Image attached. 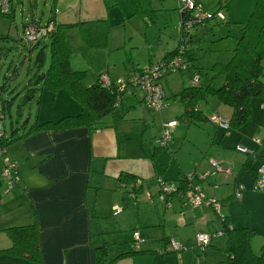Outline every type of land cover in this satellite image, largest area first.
<instances>
[{"label": "crops", "instance_id": "0c3cea01", "mask_svg": "<svg viewBox=\"0 0 264 264\" xmlns=\"http://www.w3.org/2000/svg\"><path fill=\"white\" fill-rule=\"evenodd\" d=\"M55 2L52 1L53 9ZM107 2L75 0L73 3L65 0L64 10L56 7L58 13L55 15L50 9L43 21L42 15H37L36 0H29L28 15L23 17L21 24L22 33L26 22L42 24L51 16L63 25L107 20ZM13 4L14 1L10 0L8 11H13L12 18ZM14 32L17 34V27ZM9 37L15 39L10 33L6 38ZM134 70L135 67L132 72ZM55 95H59L61 101L45 120L79 112V104L64 91ZM123 116L119 115L118 119L107 117L106 120H112V123L97 129L40 130L13 141L0 154V160L3 159V166L0 162V187L9 188L6 193L11 192L10 196L3 197L0 206V249L11 244L5 228L34 222L40 255V263H37L0 253V264H96L95 247L106 245V259L109 261L119 254L133 251L134 241L141 252L120 256L112 264H207V254L200 259V254L193 249L180 254L167 251L168 241L174 239L184 243L194 239L198 232L207 231L212 233L211 246L213 238L224 237L219 220L223 217L228 219L231 227L252 228L256 233L254 242L260 246L264 244V188L253 189L257 175L250 169L256 170L264 165V153L253 148L257 156L250 168L243 169L247 153L243 159L236 157L234 160L229 154L207 147L202 154L203 160L191 164L180 157L183 150L177 147L180 142L171 140L168 149L172 153L171 159L176 162L165 163L159 154L163 146H156L155 141L145 134L146 120ZM129 121H138L139 125L134 124L135 128L131 130ZM168 122H175L171 131L176 130L178 122L185 123L177 119ZM164 129L162 125L158 131L160 140ZM177 148L182 149L177 151ZM5 160L15 164L16 177L12 186L3 175ZM212 160L220 168L215 173ZM254 160L260 161L258 166H253ZM192 173L205 175L200 180L194 175L192 182L200 185L206 198L219 202V212L206 204L192 206L186 200L187 192L168 195L165 201L160 196L155 197L154 183L160 192L157 178L178 183ZM246 173L253 179H248ZM121 174L135 176L137 186L141 184V188L134 194L129 192L130 184L120 181ZM122 182L124 186L120 187ZM233 203L234 219L227 208V204ZM116 207L121 210L116 212ZM239 209L242 213L235 215ZM213 222L218 223L219 229ZM222 248L218 249L222 252ZM223 257L222 252L221 261Z\"/></svg>", "mask_w": 264, "mask_h": 264}, {"label": "rangeland", "instance_id": "374dc122", "mask_svg": "<svg viewBox=\"0 0 264 264\" xmlns=\"http://www.w3.org/2000/svg\"><path fill=\"white\" fill-rule=\"evenodd\" d=\"M13 1V20L5 17L0 18V47L2 48L0 51V84L5 80L3 78L5 74L12 77L5 80L11 87H15L13 91L15 93L9 110H6L4 125L7 133H10V129L13 127L14 129L17 128L16 133L19 135L37 120L46 119L47 115L54 111L61 100L58 97L59 95L56 96L43 87L37 89L32 98L25 95L26 92L23 86L28 81L27 67L33 65L32 61L35 54L42 48L45 55L43 69H47L50 62L51 39L42 37L37 47L33 49V52H30L29 60L25 59V55L29 53V43L24 39L21 40L20 37H22L21 24L23 17L27 16L29 12V0ZM52 1L36 0L37 15L41 14L43 21L52 8ZM71 1L74 3L75 0ZM149 1L155 11V21L153 23H147L143 16L135 13L131 0H108L106 9L109 13L107 17L109 31L105 46L87 45L78 26L65 30L69 43L76 49L70 57V66L72 69L84 71L82 77L84 85L91 84L103 75L112 80L127 78L134 67H143L149 62L157 63L179 44L180 20L178 8L180 0ZM193 1L203 11L220 9L223 17L217 18V21L212 18L204 25L192 27L190 32L186 34L187 53L184 55V59L188 61L189 67L182 71L175 70L167 77L160 79L164 94L168 98L164 105L158 110L150 111L144 107L141 101L144 91L138 89L133 94L129 90L123 94L122 101L117 105L113 114L108 116L110 119L113 117L118 119L119 115L124 114L123 117L131 120L132 118L145 119L148 124L145 134L155 141L156 146H159L161 142L159 139L161 133L158 132L161 126L169 120L176 119L183 111L182 103L177 99L173 100L172 95L181 90L182 87L191 85L192 78L196 75L199 77V84L202 87L208 84L217 87L222 83L223 77L221 75L214 76V72L210 70V67L216 62L226 63L231 58L236 38L241 33V24L247 21L256 2V0ZM64 3L65 0H56L55 8L64 10L66 7ZM15 27L18 28L17 34L14 32ZM8 33L15 39L6 38ZM14 72L15 75L13 76ZM262 79H264V76H262ZM3 96L8 99L5 92ZM262 104H264V98H252L248 119L241 126L231 128L229 131L218 125L214 126L209 119L203 121L200 125L178 122L176 130L172 129L167 145L160 148L159 154L163 156L165 163L172 160V153L169 152L168 147L170 142L174 140L180 142L177 147L183 148L179 154L180 157L191 164L203 160L202 154L206 152L207 147L229 154L234 157V160L236 157L243 159L246 156L245 152L237 150L236 146L238 145L251 151L253 148H257L259 153H264V143L256 141L257 138L264 140V108H262ZM200 107L208 117L215 113L219 117L227 119L231 113L229 105L220 103L211 94L206 95V100L200 103ZM24 122L26 127L23 126ZM129 122H131V130L135 128L134 124L139 125V123H136L138 121ZM139 131L141 133L142 128ZM241 140L242 142L239 143ZM182 148L176 150L179 151ZM172 161L174 162L175 159ZM0 162L3 166L2 158ZM259 162L254 160L253 166H258ZM245 175L248 179H253L250 174L246 173ZM153 188L156 192L155 197L159 198L157 184L154 183ZM8 189L0 187V206L3 197L6 198L11 195V192L6 193ZM3 190L4 192H2ZM227 208L234 219V203L233 205L227 204ZM240 213H242V209H239L235 215ZM213 225L219 229L218 223L213 222ZM254 238L256 237L252 238L251 247L254 253H258L260 244L257 245ZM184 243L187 249L182 252L193 249L200 254V259H203L204 254H207V264H224L221 261L222 252L218 249L219 247H225L224 237L213 238L211 246L207 245L203 249L194 239L187 240Z\"/></svg>", "mask_w": 264, "mask_h": 264}, {"label": "trees", "instance_id": "16d2710c", "mask_svg": "<svg viewBox=\"0 0 264 264\" xmlns=\"http://www.w3.org/2000/svg\"><path fill=\"white\" fill-rule=\"evenodd\" d=\"M135 13L143 16L147 23L155 21V11L152 9L149 0H131ZM10 3V0H9ZM197 4V3H196ZM53 7L51 10H53ZM179 28L180 42L172 51L164 55L158 62L177 54L180 48H184V55L187 53L185 36L189 32L186 31L185 21L192 16V11L180 10L179 6ZM220 10L208 11L211 18L200 23L193 24L192 27L204 25L205 22L212 18L216 19L215 13ZM13 11L0 13V18L5 17L13 19ZM53 20L55 23L54 29L46 36L51 39L50 43V62L47 69H43L44 52L41 49L35 54L32 66L27 67L28 81L24 89L26 96L32 98L39 88H45L56 94L59 91H64L71 99L79 104L80 110L76 114H67L59 117L56 120H42L33 123L26 131L16 133L17 128L11 127L10 133H6L4 119L1 120L4 133L0 136V148L4 149L13 141L36 133L40 130H65L76 127H89L97 129L107 126L112 123V120L106 118L113 114L115 108L120 103L122 96L127 91H119L115 80H110L109 84H103L100 77L90 85L82 83L84 71L72 69L70 66V57L76 49L69 43L66 29L78 26L81 30V35L85 43L89 46H105L108 40L109 25L107 20L83 21L75 24H58L54 16H51L48 21ZM47 22V21H46ZM45 22V23H46ZM29 23L36 25H44L39 22H26L23 28L22 39L24 38V29ZM227 23V22H226ZM191 27V28H192ZM240 36L236 38V44L233 49L231 58L226 62H216L212 64L210 70L214 72V76L221 75L223 81L217 87L211 84L202 87L199 82L182 87L177 93L172 95L173 100H179L183 105V111L177 120L187 124H199L200 122L209 119L202 109L199 108L200 103L206 100V95H214L220 103L227 104L231 107V115L228 120L229 129L239 127L245 123L250 114V103L252 98H264V0H256L255 6L244 23L241 24ZM19 38V40H20ZM42 37L35 40H26L29 43V53L25 55V59L29 60L33 49L37 47ZM0 47V51H1ZM184 59V58H183ZM187 69L188 61L185 60ZM151 63V62H149ZM136 67L134 71L140 69ZM184 70V69H183ZM133 71V72H134ZM182 71V69L180 70ZM132 72V73H133ZM172 72H166L162 77H167ZM131 74V73H130ZM15 72L13 73V76ZM5 80L9 77L7 74L3 77ZM5 80L0 84V100L1 112L6 116V110H9L12 104V97L15 92V87H11ZM138 89H131L135 91ZM8 95V99L4 98L3 93ZM167 96L164 95L163 104ZM20 115V114H19ZM47 119V118H46ZM25 126V122L23 124ZM26 127V126H25ZM24 128V127H23ZM228 129V130H229ZM227 130V131H228ZM261 143V140H260ZM3 150V151H4ZM246 159V167L250 168L252 160L257 156L256 150H249ZM257 172V169L250 168ZM15 176V171L12 172ZM257 175V173H256ZM120 181L129 183V192L136 193L141 187L138 184L137 178L128 174H121ZM124 182L120 187L124 186ZM178 189L180 192H185L188 185L185 179L178 180ZM220 217H218L219 219ZM222 224V235L225 239V247L222 248L224 264H264V244L259 248L258 253H254L251 247V239L256 234L250 227L234 228L229 225L226 217L219 219ZM9 237L11 244L3 249H0L1 254L24 257L30 261L40 263L38 233L36 224H24L9 226L4 229ZM95 263L96 264H112L114 260L123 255L141 252L138 249L137 242L134 241V250L117 255L113 259L107 261L106 245L95 247Z\"/></svg>", "mask_w": 264, "mask_h": 264}, {"label": "built area", "instance_id": "2783aa9c", "mask_svg": "<svg viewBox=\"0 0 264 264\" xmlns=\"http://www.w3.org/2000/svg\"><path fill=\"white\" fill-rule=\"evenodd\" d=\"M9 0H0V13H6L9 10ZM180 10H188L192 11V16H190L185 21L186 31L190 32L191 27L195 23H200L206 19L211 18V14L208 11L201 10L200 6H198L193 0H180ZM53 13L56 15L58 13V9L54 8ZM216 18H222L223 13L218 10L215 13ZM55 23L53 20L47 21L44 25H36L35 23H29L24 29V38L25 40H35L39 37H46L52 29H54ZM185 49L182 47L179 49L176 55L166 59L162 62L157 63H148L147 65L141 67L140 69L134 71L131 74H128L127 78H118L115 80L119 91H129L131 89H142L144 91L143 103L144 106L150 110H158L163 104L164 92L160 83V79L166 72H173L175 70H183L186 67V63L184 61L183 53ZM100 80L103 84H109L110 78L105 77L103 75L100 77ZM199 82V77L196 75L192 78V83L197 84ZM262 108H264V104H262ZM4 119V115L1 112V100H0V136L3 135L4 129L1 123V120ZM209 120L217 125H219L222 129L228 130V120L219 117L217 114H212L209 117ZM175 122H167L164 124L165 129L162 133V139L160 140V145L164 146L167 144L168 140L171 136L170 128L174 125ZM257 142L260 143V139H256ZM4 149L0 148V154ZM237 150L249 153V150H246L242 146H237ZM5 170L3 175L8 180L9 186L14 185L15 177L12 175V172L15 171V164L9 160H5ZM211 164L214 167L213 173L218 171L220 168L217 165L216 161L212 160ZM229 171V169H226ZM257 178L253 185L254 190H260L264 188V165L259 166L257 169ZM195 174H188L185 176V180L188 185L186 200L192 206H200L202 204H206L211 206L214 210L219 212L220 204L218 201L212 198H206L204 193L198 183H193L192 179ZM199 180L204 178L205 175H195ZM156 181L160 184V192L159 196L162 201H165V197L174 193H181L178 189V185L174 182H166L162 181L160 178H157ZM184 193V192H182ZM116 212L121 210L120 207L115 208ZM134 236L137 238V233L135 232ZM194 240L196 243L202 247H206L210 244L211 234L207 231H200L195 235ZM187 246L185 243L180 241L170 239L167 244V251L175 252L180 254L182 251L186 250Z\"/></svg>", "mask_w": 264, "mask_h": 264}]
</instances>
